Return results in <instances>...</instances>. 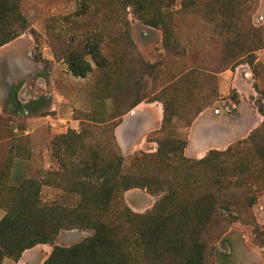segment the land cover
Instances as JSON below:
<instances>
[{
	"label": "rangeland",
	"instance_id": "1",
	"mask_svg": "<svg viewBox=\"0 0 264 264\" xmlns=\"http://www.w3.org/2000/svg\"><path fill=\"white\" fill-rule=\"evenodd\" d=\"M14 3L23 28L0 44V222L10 218L4 240L40 228L48 208L81 214L80 183L115 177L127 185L102 211L113 245L130 247L128 213L142 215L170 192H206L205 172L193 184L197 166L181 169L261 125L264 0ZM13 18L0 15V38L18 30L6 25ZM136 113L141 130L124 142L123 128ZM202 123L209 127L202 130ZM249 212L256 236L250 219L232 213L236 218L219 227L162 230L155 244L136 240L138 258L264 264V191ZM91 233L58 229L51 242L35 243L16 259L0 249V264H42L52 246L69 247ZM113 250L109 260L118 255Z\"/></svg>",
	"mask_w": 264,
	"mask_h": 264
},
{
	"label": "trees",
	"instance_id": "2",
	"mask_svg": "<svg viewBox=\"0 0 264 264\" xmlns=\"http://www.w3.org/2000/svg\"><path fill=\"white\" fill-rule=\"evenodd\" d=\"M4 12L15 17L6 25L11 27L16 24L18 30L0 38V44L18 35L23 28L16 22L22 20L17 15L14 0H0V15ZM183 145L184 141L179 140L180 153ZM179 160L188 162L182 155ZM192 164L183 167L182 173L186 171L188 173L197 166L193 184L198 182L197 178L203 171L206 173L203 182L208 190L186 197L170 192L157 199L146 213L142 215L128 213L131 217L128 220L131 228L128 237L133 243L130 247L124 244L114 246L112 238L109 237L112 236L108 227L109 220L102 208L108 206L112 193L118 187L124 188L127 185L115 177H109V181L80 183V189L76 191L83 197L81 214L65 216L59 212L55 213V209L48 208V213L42 215L43 223L40 228L21 230L22 233L10 238L6 236L5 240L1 236L0 249L4 254L16 259L22 250L35 243L51 242L58 229L89 227L92 230L91 235L80 242L69 247L52 246L51 252L42 264H143L141 258H138L137 250L141 248V244L137 241L141 243L144 240L155 244L159 239L156 234L161 237L162 230L178 229L179 232L180 228L219 227L226 218H236L232 213L235 215L243 213L250 219L252 232L256 236L258 226L251 220L249 210L257 196L264 191V117L260 127L251 131L244 139L221 151L210 149L203 157L192 161ZM101 169L102 173L105 172V167ZM8 220L10 218L6 214L0 222V234L6 229L5 222ZM149 234L155 236L146 237ZM168 242L175 240L170 239ZM190 242H195V239ZM113 248L118 250V255L116 258L111 255L109 260V252L114 251ZM122 248L127 250L125 255L121 254Z\"/></svg>",
	"mask_w": 264,
	"mask_h": 264
},
{
	"label": "crops",
	"instance_id": "3",
	"mask_svg": "<svg viewBox=\"0 0 264 264\" xmlns=\"http://www.w3.org/2000/svg\"><path fill=\"white\" fill-rule=\"evenodd\" d=\"M141 118L142 116L139 114H133V116H130L123 128V132L121 135L122 140H124V142L127 140V142L135 139V137L137 136V133L139 132V130H141ZM197 120H195L196 123ZM202 130H206L209 127L208 123H202L200 124ZM192 127V126H191Z\"/></svg>",
	"mask_w": 264,
	"mask_h": 264
}]
</instances>
